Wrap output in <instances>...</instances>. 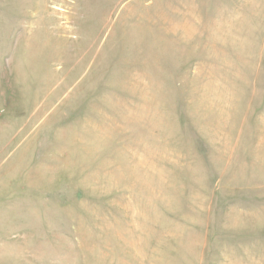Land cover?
<instances>
[{
	"label": "rangeland",
	"instance_id": "1",
	"mask_svg": "<svg viewBox=\"0 0 264 264\" xmlns=\"http://www.w3.org/2000/svg\"><path fill=\"white\" fill-rule=\"evenodd\" d=\"M0 264H264V0H0Z\"/></svg>",
	"mask_w": 264,
	"mask_h": 264
}]
</instances>
